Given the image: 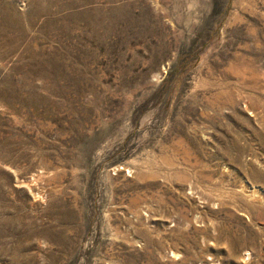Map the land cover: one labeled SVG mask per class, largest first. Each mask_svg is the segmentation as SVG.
<instances>
[{
  "label": "rangeland",
  "instance_id": "374dc122",
  "mask_svg": "<svg viewBox=\"0 0 264 264\" xmlns=\"http://www.w3.org/2000/svg\"><path fill=\"white\" fill-rule=\"evenodd\" d=\"M246 263L264 0H0V264Z\"/></svg>",
  "mask_w": 264,
  "mask_h": 264
},
{
  "label": "bare ground",
  "instance_id": "6f19581e",
  "mask_svg": "<svg viewBox=\"0 0 264 264\" xmlns=\"http://www.w3.org/2000/svg\"><path fill=\"white\" fill-rule=\"evenodd\" d=\"M253 197H254V196H253ZM250 251H251V250H249V253H250ZM246 252H247V251H246ZM247 253H248V252H247ZM252 253H253V252H252ZM251 257H252V255H251ZM253 258H254V257H253ZM250 260H251V259H250ZM255 260H256V259H255ZM257 260H258V259H257ZM251 261H252V260H251ZM246 264H247V263H246ZM249 264H250V263H249Z\"/></svg>",
  "mask_w": 264,
  "mask_h": 264
}]
</instances>
